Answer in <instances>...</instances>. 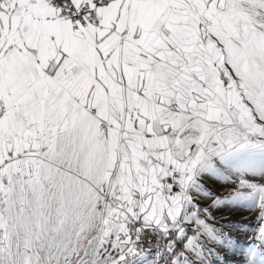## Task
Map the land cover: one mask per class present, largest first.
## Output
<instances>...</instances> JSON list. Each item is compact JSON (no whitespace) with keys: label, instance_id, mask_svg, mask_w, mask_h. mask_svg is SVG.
Here are the masks:
<instances>
[{"label":"snow or ice","instance_id":"obj_1","mask_svg":"<svg viewBox=\"0 0 264 264\" xmlns=\"http://www.w3.org/2000/svg\"><path fill=\"white\" fill-rule=\"evenodd\" d=\"M230 258L264 264V0H0V264Z\"/></svg>","mask_w":264,"mask_h":264},{"label":"rangeland","instance_id":"obj_2","mask_svg":"<svg viewBox=\"0 0 264 264\" xmlns=\"http://www.w3.org/2000/svg\"><path fill=\"white\" fill-rule=\"evenodd\" d=\"M217 217L219 218V216L221 215L220 213H216ZM229 219H235L236 221H242V220H247L249 223L252 222V217L250 215H248L247 213L243 216H238V217H229ZM228 264H235V261H233L231 258L229 259Z\"/></svg>","mask_w":264,"mask_h":264}]
</instances>
